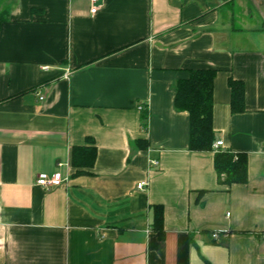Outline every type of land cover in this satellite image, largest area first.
<instances>
[{
  "label": "crops",
  "instance_id": "0c3cea01",
  "mask_svg": "<svg viewBox=\"0 0 264 264\" xmlns=\"http://www.w3.org/2000/svg\"><path fill=\"white\" fill-rule=\"evenodd\" d=\"M1 9L0 264H264V0ZM210 69L216 138L247 155L246 184L218 183L215 152L190 150L189 114L175 108L177 81ZM230 79L245 85L241 113ZM90 138L95 164L76 173L72 149ZM54 173L68 181L36 185Z\"/></svg>",
  "mask_w": 264,
  "mask_h": 264
},
{
  "label": "trees",
  "instance_id": "16d2710c",
  "mask_svg": "<svg viewBox=\"0 0 264 264\" xmlns=\"http://www.w3.org/2000/svg\"><path fill=\"white\" fill-rule=\"evenodd\" d=\"M4 14L0 13V32L4 22ZM216 70H193L187 79L177 81L175 85V108L189 114L191 151H214V167L220 185L232 186L248 182V157L244 153H234L228 150H214L213 144L217 140L214 131V81ZM231 89V109L233 113L245 110V85L242 81L229 80ZM142 130H149V110L145 106L142 110ZM90 146H75L72 149L71 163L76 173H89L95 164L97 148L94 139H88ZM138 145L146 149V140H138ZM153 228L160 239L164 232V208L154 206Z\"/></svg>",
  "mask_w": 264,
  "mask_h": 264
},
{
  "label": "built area",
  "instance_id": "2783aa9c",
  "mask_svg": "<svg viewBox=\"0 0 264 264\" xmlns=\"http://www.w3.org/2000/svg\"><path fill=\"white\" fill-rule=\"evenodd\" d=\"M103 0H90L91 4V13L95 14L98 9L100 4L102 3ZM145 106H140L139 109L143 110ZM213 149L214 150H226L224 149V142L222 140H216L215 143L213 144ZM151 165L153 166H158L159 161L158 160H151L150 161ZM68 181V178H64L61 173H54L52 175H47V174H40L37 179H36V185L42 188H49L52 186H62ZM148 186V182L143 181L138 184V189L140 190H145ZM220 235V232H214L213 233V238H218Z\"/></svg>",
  "mask_w": 264,
  "mask_h": 264
},
{
  "label": "rangeland",
  "instance_id": "374dc122",
  "mask_svg": "<svg viewBox=\"0 0 264 264\" xmlns=\"http://www.w3.org/2000/svg\"><path fill=\"white\" fill-rule=\"evenodd\" d=\"M4 9H1L0 12H2Z\"/></svg>",
  "mask_w": 264,
  "mask_h": 264
}]
</instances>
